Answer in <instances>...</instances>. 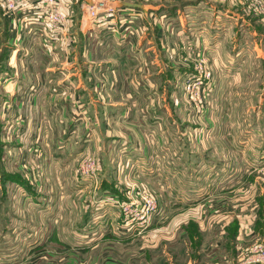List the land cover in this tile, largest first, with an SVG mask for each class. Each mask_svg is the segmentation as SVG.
<instances>
[{
	"label": "crops",
	"instance_id": "crops-1",
	"mask_svg": "<svg viewBox=\"0 0 264 264\" xmlns=\"http://www.w3.org/2000/svg\"><path fill=\"white\" fill-rule=\"evenodd\" d=\"M170 1L179 5L177 12L129 8L137 15L131 32L103 23L85 28L76 15L61 34L40 25L34 12L19 13L14 21L0 10V183L16 180L12 189L9 182L0 186V214L6 230L21 232L8 234L5 245L57 246L55 231L62 222L74 229L73 214L85 202L101 218L99 234L83 228L82 212L83 223L75 228L87 231L65 246L130 244L137 231L109 197H127L134 181L153 189L159 203L135 264H237L242 243L264 239V192L252 174L264 161V107L244 111L235 129L226 124L229 112L210 109L198 118L194 109L185 111L186 75L201 54L213 59L223 45L198 38L194 46L189 38L199 32L190 33L185 21L195 18L200 2ZM172 18L185 42L162 23ZM243 49L245 56L249 49L239 48L240 54ZM237 58L214 66L239 69L227 78L244 83L248 63ZM257 67L264 73L263 65ZM84 157L101 160L96 179L77 174ZM117 164L119 172L104 173ZM48 182L50 188L41 189ZM156 251L159 260L153 261ZM55 254H49L50 264H56ZM41 256L33 251L20 258L35 264ZM118 256L103 248L62 255L66 264H120ZM9 257L1 256L0 263L20 259Z\"/></svg>",
	"mask_w": 264,
	"mask_h": 264
},
{
	"label": "rangeland",
	"instance_id": "rangeland-1",
	"mask_svg": "<svg viewBox=\"0 0 264 264\" xmlns=\"http://www.w3.org/2000/svg\"><path fill=\"white\" fill-rule=\"evenodd\" d=\"M116 1H125V0H116ZM133 2H141L144 5L143 10L154 12L158 15H160L163 11H170L171 13H174L179 7V5L171 4L170 0H128ZM190 1V0H189ZM205 1L201 0H193L191 3L200 2L199 5H196L197 7L195 9V18L191 15L188 20L185 21L186 23V29L190 31V33H198L197 37L195 35H191L189 40L194 41V46L197 44L196 40L198 38L201 40V43H210L212 45H215V43L218 42V44L223 45L221 48L219 47L218 50L219 53L215 54L217 56H214L212 59L211 56L207 54H201L198 57V62L195 67V71L191 74H187L184 81L182 82V90L184 93V107L185 111L191 113V108L194 109V113L198 118H201L203 113H207V111L210 109L218 111V113H230L232 115L229 116L227 119L226 124L229 125L228 127L231 129H235L236 127L241 126V120L239 118H243L242 114L247 109L249 110H255L259 107H264V105H261V103L264 101V73L259 71V67L263 65L264 67V0H211V2L207 3ZM173 2V1H172ZM155 6V7H154ZM181 6H186L182 5ZM152 8V9H151ZM151 9V10H150ZM181 11L184 10L186 13H190V10L187 7H182L180 9ZM79 12V10H78ZM177 12V11H176ZM76 14L77 11H74ZM80 17L79 15H77ZM160 18V16H158ZM173 19V20H172ZM170 19L169 21H166L165 19L162 20V23L166 28L169 27L170 30L175 29V23L177 20H174V18ZM188 31V32H189ZM186 35L179 36L175 31L173 32V38L181 42V39L183 38V41L187 40L185 37ZM217 40V41H216ZM184 41V42H185ZM200 43V42H199ZM245 47L248 50L247 55L244 56L245 50L243 49V53H239V48ZM236 55L238 56V61L246 60L248 65L243 66V70L245 71V75L248 77V80L244 83L241 82H235L234 80H230L227 77L230 75H235L239 69H226L219 68L214 66L218 61L221 59H231L232 61L236 59ZM260 55V56H259ZM238 64V63H237ZM240 66V64H239ZM215 70L216 77L213 79V72ZM242 88H241V86ZM221 89V91L219 90ZM199 91V96H198ZM197 95L195 97L196 100H194L191 96ZM214 112V111H213ZM212 112V113H213ZM214 114V113H213ZM238 130L240 128H237ZM86 160L94 161L95 163V175L93 177H84L80 173V167L82 163ZM97 163V164H96ZM79 165L76 166L77 174L79 177L84 178H90V179H96L99 174L103 172V166L102 162L99 159L95 158H88L84 157L82 158L79 163ZM97 167V168H96ZM239 167L238 169H240ZM75 169V170H76ZM93 167H86L84 169H81L82 171H86L91 173ZM120 171L119 164L115 166H111L110 168L106 167V170H104V173H108L110 175H113ZM10 177L13 179L18 178V172L16 171H9ZM254 174V180L255 178H258L261 180V185L264 192V177L258 172L254 171L252 172ZM240 176V174H239ZM13 179V180H14ZM10 181V189L13 188V186H16V180L15 183ZM0 183V186L6 185V183ZM92 181L89 182V184ZM54 183H51V188L53 187ZM13 185V186H12ZM57 186L59 185H69L68 183H56ZM131 187L128 190L127 195L131 194V190L134 189V191H137L138 188H145L147 189L151 194L157 197L158 194L147 186L145 182L141 183L139 181H134L132 184H130ZM243 186V183L239 184L237 188H241ZM28 189H31L32 186L29 185L27 187ZM48 189L50 188V182L48 183H42L41 189ZM1 190V187H0ZM49 199H47L46 202H48ZM58 205H60V199L58 198ZM90 202V201H88ZM84 210H79L78 214H73V225L74 229H67L68 224L62 222L61 229H57L55 231L56 237H57V246H41L40 249L38 247H35V250H32V247L29 246H19V245H5L4 241L6 239V236L12 235L13 237H18L20 235V231L12 230L8 231L6 230V222L3 220V215L0 214V257L7 254L10 255V260H18L21 255L23 254H32L34 251L35 253H38L39 255H42L40 258V261L36 262L35 264H50V258L51 255H49L52 252H55L56 257V264H66L67 261L64 257H62L63 254L72 252L73 254H86L88 250H90V253L94 251V249L100 250L103 248L104 253H116L119 255L118 257L121 259L120 264H135L136 259L134 258L135 254L140 255V246L146 243L147 239V232H143L140 235H137L134 237L133 241L128 243H119L114 244L115 250L112 246H105V247H95L94 249H87L85 247H81L80 244L77 245H69L65 246L63 243L67 240H71V236L77 238L78 236L82 234L84 231L82 230V233H80V230H76L77 223L78 225L80 223H83L81 220V213L84 212L85 215L87 214V218L84 220V227L89 230H93L94 235H98L99 231L96 232V228L100 225L101 218L97 215L92 216V204L87 206V202H85ZM83 209V208H82ZM3 220V222H2ZM59 228V224L57 225ZM88 230V231H89ZM150 231V230H149ZM43 232L48 234V230H44ZM52 233V231H51ZM158 233V231H155L154 236ZM153 236H148V241L152 240ZM73 239V241H74ZM262 245L264 246V239L260 237H253L252 239L247 240L245 243H242L240 247L238 248V257H237V264H261L263 260L258 261V258L261 257V248ZM137 252V253H136ZM135 253V254H134ZM237 253V251H236ZM133 254V255H131ZM44 255V256H43ZM137 255V257H138ZM159 252L154 253V257L151 258L153 261L159 260ZM46 256V258H45ZM44 257V258H43ZM128 258H130V263H128ZM140 258V257H139ZM127 261V263H125ZM102 264L101 262H99ZM97 263V264H99ZM0 264H25V262L21 261V258L18 261H10V262H2ZM26 264H34L30 263V261H27ZM72 264H79V261H73ZM94 264V263H90Z\"/></svg>",
	"mask_w": 264,
	"mask_h": 264
},
{
	"label": "built area",
	"instance_id": "built-area-1",
	"mask_svg": "<svg viewBox=\"0 0 264 264\" xmlns=\"http://www.w3.org/2000/svg\"><path fill=\"white\" fill-rule=\"evenodd\" d=\"M116 0H0V8L4 14L15 18L19 13L34 12L37 14L40 25L46 29H51L55 32L64 31L67 25L75 23V16L79 15L82 27H87L91 24L103 23L107 26H112L113 29L121 31H132V20L137 17L132 14L134 9L127 7L114 9L111 3ZM79 10V12H78ZM74 11H77L75 14ZM115 24L114 21H118ZM127 24V25H126ZM126 25V26H125ZM125 26V28H124ZM199 96V91H198ZM197 95L191 97L196 100ZM97 164V163H96ZM88 165L93 167L91 173L82 171ZM97 168V167H96ZM95 163L91 160H86L80 167V173L84 177H93L95 175ZM264 177V161L259 163L255 168ZM131 194L125 198L118 195H111L109 198L117 204L120 209L124 223L134 226L137 234L140 235L146 232L152 222L153 215L158 212V199L151 194L147 189L138 188L137 191L131 190ZM258 261L263 260L264 264V246L262 245L261 253Z\"/></svg>",
	"mask_w": 264,
	"mask_h": 264
},
{
	"label": "water",
	"instance_id": "water-1",
	"mask_svg": "<svg viewBox=\"0 0 264 264\" xmlns=\"http://www.w3.org/2000/svg\"><path fill=\"white\" fill-rule=\"evenodd\" d=\"M111 7L114 9L123 8V7L143 9L144 5L141 2H133V1L125 0V1H115L111 3Z\"/></svg>",
	"mask_w": 264,
	"mask_h": 264
},
{
	"label": "trees",
	"instance_id": "trees-1",
	"mask_svg": "<svg viewBox=\"0 0 264 264\" xmlns=\"http://www.w3.org/2000/svg\"><path fill=\"white\" fill-rule=\"evenodd\" d=\"M0 10H1V8H0ZM121 198H123V197H121ZM125 198V197H124Z\"/></svg>",
	"mask_w": 264,
	"mask_h": 264
}]
</instances>
